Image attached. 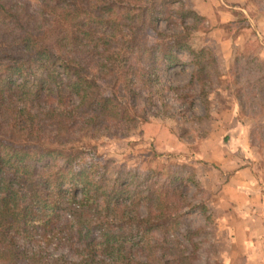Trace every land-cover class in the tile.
<instances>
[{"label":"trees","instance_id":"trees-1","mask_svg":"<svg viewBox=\"0 0 264 264\" xmlns=\"http://www.w3.org/2000/svg\"><path fill=\"white\" fill-rule=\"evenodd\" d=\"M174 15L179 34L157 29ZM202 22L183 0H0V264H194L186 218L166 213L170 197L184 203L179 172L121 180L105 171L95 181L106 167L79 166L72 150L87 128L130 132L168 109L160 74L178 63L176 52L188 54V84L206 96L218 69L187 39ZM245 70L233 96L240 115L255 119L264 60L249 59ZM51 245L78 258L50 256Z\"/></svg>","mask_w":264,"mask_h":264},{"label":"rangeland","instance_id":"rangeland-1","mask_svg":"<svg viewBox=\"0 0 264 264\" xmlns=\"http://www.w3.org/2000/svg\"><path fill=\"white\" fill-rule=\"evenodd\" d=\"M183 1L188 9L210 15L207 18L199 13L204 17V22L197 30H189L187 36L188 44L192 47L208 50L212 65L218 69L215 75L208 76L213 84L210 89H206L207 95H200L195 87L188 84L193 70L189 56L184 51L176 52L178 63L166 66L160 74L162 85L166 87L163 99L168 109L162 108L156 117L140 123L136 130L130 132L115 130L106 133L87 128L78 133L74 150H71L79 153V166L97 164L100 168L106 167V170L102 167L94 172L92 177L95 181L105 171L106 178L119 175L121 180L127 178L126 174H134L141 180L150 172L157 173L159 180H165L166 176H171V172H179L181 180H176L175 185L186 187L184 203L178 202L176 197H170L166 213L168 216L181 213L186 218L187 222L182 228V235H185L183 246L188 251L195 250L194 264H225L238 254L228 258L232 253V245L221 242L226 233L221 232L224 229L220 228V222L215 223L212 218L225 213L223 206H213L223 197L217 187L223 178L215 171L213 163L203 162L196 155L208 152L207 156L211 157L215 146L226 143L228 106L232 100L236 101L233 90L245 87L246 61L260 53L257 38L260 30H264V2ZM173 18L171 24H166L163 19L157 20V29L164 34H179L183 25L175 15ZM251 38L258 41L253 39L251 43ZM207 70L212 72L210 68ZM235 74L240 77L236 86L232 83ZM100 84L102 86L103 83ZM107 86L110 87L105 84V91ZM180 86L182 88L177 91L170 89ZM155 100L150 106L151 112H155L154 108L158 106ZM206 140L209 143L202 147ZM258 144L262 145L260 141ZM55 163L61 164L62 161L56 160ZM232 223L222 222L223 227L231 226ZM218 229L221 230L217 236H212ZM47 249L46 254L50 256L63 255L64 259L71 261L78 258L75 251L62 245H51Z\"/></svg>","mask_w":264,"mask_h":264},{"label":"crops","instance_id":"crops-1","mask_svg":"<svg viewBox=\"0 0 264 264\" xmlns=\"http://www.w3.org/2000/svg\"><path fill=\"white\" fill-rule=\"evenodd\" d=\"M263 34L264 30H260L257 38L260 53L253 57L258 60H264ZM228 108L226 143L215 146L211 157L207 156L208 152L196 156L203 162L213 163L215 171L223 178L217 186L223 197L213 206H223L225 213L221 217L212 215V218L215 223L220 222V228L224 229L221 232L226 233L221 242L232 245L228 258L238 254L225 264H264V111L254 119L240 115L237 100H232ZM207 143L204 141L202 147ZM225 221L233 223L223 227ZM220 230L212 236H217Z\"/></svg>","mask_w":264,"mask_h":264}]
</instances>
